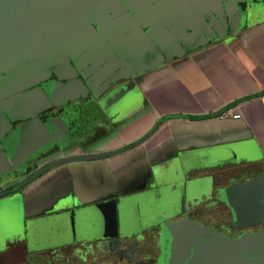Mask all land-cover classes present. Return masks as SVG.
<instances>
[{
  "label": "flooded vegetation",
  "instance_id": "af4514ba",
  "mask_svg": "<svg viewBox=\"0 0 264 264\" xmlns=\"http://www.w3.org/2000/svg\"><path fill=\"white\" fill-rule=\"evenodd\" d=\"M249 6L256 12L250 22L263 21L264 0H28L7 10L0 24V264H169L168 230L185 223L264 252L250 239L264 235L261 170L184 167L178 150L153 163L132 156L165 116L123 139L147 104L146 76L235 37L229 23L248 26ZM122 107L132 108L120 116ZM112 199L117 232L102 236L110 218L103 203Z\"/></svg>",
  "mask_w": 264,
  "mask_h": 264
},
{
  "label": "crops",
  "instance_id": "0c3cea01",
  "mask_svg": "<svg viewBox=\"0 0 264 264\" xmlns=\"http://www.w3.org/2000/svg\"><path fill=\"white\" fill-rule=\"evenodd\" d=\"M232 34L227 43L216 42L177 67L168 63L146 76L141 88L147 104L124 140L138 137L160 117L190 118L163 121L132 156L153 163L176 150L241 139L258 144L264 155V20ZM226 108L240 117H221L228 110L215 115Z\"/></svg>",
  "mask_w": 264,
  "mask_h": 264
},
{
  "label": "water",
  "instance_id": "95a60500",
  "mask_svg": "<svg viewBox=\"0 0 264 264\" xmlns=\"http://www.w3.org/2000/svg\"><path fill=\"white\" fill-rule=\"evenodd\" d=\"M28 0H0V24L4 22V15L7 10L17 8L21 2ZM32 2L33 0H29ZM259 1V0H256ZM11 11V10H10ZM256 12L249 6L247 8L248 26L253 23L250 22L251 16ZM91 29V26H89ZM231 32L238 29V25L235 20H231L229 23ZM231 38H225L224 43H227ZM161 65V63H155L150 66L154 68ZM142 71H136L134 74H139ZM133 90V105L141 98V92L139 90L136 79L131 81ZM132 107H122L119 109V115L125 114L126 110ZM138 107H136L137 110ZM228 108L218 111L215 115H221L227 111ZM138 111V110H137ZM135 111V112H137ZM134 112V113H135ZM190 118L187 115H168L162 118L163 120L171 118ZM157 123L149 131V134L156 129ZM145 137L136 141L137 144L141 142ZM122 148L116 152L123 151ZM178 158L181 164L186 167L194 165L196 167L205 166H217L225 163L232 164H249L255 163L258 170L263 172L262 180L264 182V155L260 146L253 141L241 139L229 142H222L216 144L205 145L191 149H180ZM94 158L93 155L78 157V159H90ZM109 213L110 218L105 220L102 225V230L106 232L102 236H113L117 232V203L115 199L106 201L103 203ZM113 231V232H112ZM112 232V233H111ZM255 245H260L264 248V235L255 238ZM168 262L169 264H264V252L261 254H255L252 251L246 250L242 247L245 243L232 242L230 240H221L214 237L208 230L198 227L184 224L182 226H173L168 230Z\"/></svg>",
  "mask_w": 264,
  "mask_h": 264
},
{
  "label": "built area",
  "instance_id": "2783aa9c",
  "mask_svg": "<svg viewBox=\"0 0 264 264\" xmlns=\"http://www.w3.org/2000/svg\"><path fill=\"white\" fill-rule=\"evenodd\" d=\"M226 114H228L229 116H231L233 118H239L240 117V113L234 112L232 110H228L227 112H225L224 114H222L221 117H223Z\"/></svg>",
  "mask_w": 264,
  "mask_h": 264
},
{
  "label": "rangeland",
  "instance_id": "374dc122",
  "mask_svg": "<svg viewBox=\"0 0 264 264\" xmlns=\"http://www.w3.org/2000/svg\"><path fill=\"white\" fill-rule=\"evenodd\" d=\"M246 166L252 167V168H257V165L255 163H249Z\"/></svg>",
  "mask_w": 264,
  "mask_h": 264
}]
</instances>
